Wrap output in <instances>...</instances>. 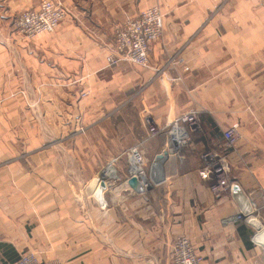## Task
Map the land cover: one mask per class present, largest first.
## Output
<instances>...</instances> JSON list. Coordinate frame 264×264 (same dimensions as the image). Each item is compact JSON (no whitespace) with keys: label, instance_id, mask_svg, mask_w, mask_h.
I'll return each instance as SVG.
<instances>
[{"label":"crops","instance_id":"obj_1","mask_svg":"<svg viewBox=\"0 0 264 264\" xmlns=\"http://www.w3.org/2000/svg\"><path fill=\"white\" fill-rule=\"evenodd\" d=\"M42 1L0 0V264L27 252L46 264H171L182 236L202 264H264V0H59L63 21L27 39L18 18ZM155 5L164 32L150 66L109 64L126 20ZM191 108V146L173 153L166 133L150 134ZM229 128L230 184L216 192L201 154ZM134 146L146 190L107 170L101 193L102 179L81 178ZM69 160L79 179H67Z\"/></svg>","mask_w":264,"mask_h":264},{"label":"built area","instance_id":"obj_2","mask_svg":"<svg viewBox=\"0 0 264 264\" xmlns=\"http://www.w3.org/2000/svg\"><path fill=\"white\" fill-rule=\"evenodd\" d=\"M68 14V9L59 0H43L36 8L23 11L18 18V31L27 39H34L42 33L53 32ZM164 32V16L159 5L145 9L137 18H128L116 34L112 53L107 57L111 65L128 62L144 67L150 66L149 49ZM201 129L199 111L191 108L179 115L171 123L158 126L149 124L151 135L166 133L168 145L173 153H179L192 144V131ZM238 134L234 128L224 131L223 141L201 154L203 167L201 173L213 180V188L221 192L229 187L228 153L234 146ZM129 162L126 179L135 177L134 186L146 190L150 186L148 179V160L144 151L130 147L124 152ZM109 167H113L110 163ZM108 167V168H109ZM107 168V169H108ZM106 169V170H107ZM107 176L106 174L104 175ZM144 176V177H143ZM103 178V177H102ZM120 178V177H119ZM115 180V179H114ZM140 181V182H139ZM241 219V216L237 217ZM203 256L197 252L191 239L180 237L174 244L171 264H202ZM9 264H46L31 252L23 253L18 260Z\"/></svg>","mask_w":264,"mask_h":264},{"label":"rangeland","instance_id":"obj_3","mask_svg":"<svg viewBox=\"0 0 264 264\" xmlns=\"http://www.w3.org/2000/svg\"><path fill=\"white\" fill-rule=\"evenodd\" d=\"M37 106L38 105L36 103L28 104V107H33L34 108L33 110H35V111H38ZM68 156H69V154H68ZM68 156L66 155V158H68ZM110 163L113 164V167H114V169H115V171L117 173V176L120 177V178H117V176H116V179H126L125 178V175H124V172L122 171V168L124 167L123 169H124V171H126L125 170V166H126L127 171H128L129 170V162L126 159V156L124 155V152L121 153V154L120 153L119 154L114 153V155L111 156V157H108L106 155V157L103 159V165H102V167H101V169L99 171L100 173H97L95 175H92V173H90V169L87 168L85 171H82V177L81 178L82 179H94L96 177H98V178L101 177V179H102V175H105L106 174V169L109 167V164ZM65 166H66L65 172H66L67 179H79V175H77L79 173H77L75 167H72L71 160H69L68 162H66L65 163ZM110 177L111 178H114L112 176H110ZM111 178H108L107 176H105V179H111Z\"/></svg>","mask_w":264,"mask_h":264},{"label":"water","instance_id":"obj_4","mask_svg":"<svg viewBox=\"0 0 264 264\" xmlns=\"http://www.w3.org/2000/svg\"><path fill=\"white\" fill-rule=\"evenodd\" d=\"M168 154V151H164L162 155L159 156V165L161 166V163H163L166 155ZM102 180L100 181L99 190L100 193L103 192L106 189V181L104 180V175H102ZM137 179L135 177L130 179V183L134 185L136 183ZM235 197L240 198L242 196V191L238 186L233 187Z\"/></svg>","mask_w":264,"mask_h":264},{"label":"bare ground","instance_id":"obj_5","mask_svg":"<svg viewBox=\"0 0 264 264\" xmlns=\"http://www.w3.org/2000/svg\"><path fill=\"white\" fill-rule=\"evenodd\" d=\"M107 173H108L109 176H116L117 175L114 167H109L108 170H107ZM95 179H101V177H99V178L97 177ZM93 191L98 192V193L100 192L98 187H93Z\"/></svg>","mask_w":264,"mask_h":264}]
</instances>
